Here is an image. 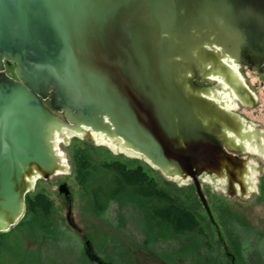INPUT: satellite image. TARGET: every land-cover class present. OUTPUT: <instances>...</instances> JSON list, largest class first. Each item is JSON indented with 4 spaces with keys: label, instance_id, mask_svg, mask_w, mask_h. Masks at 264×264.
<instances>
[{
    "label": "water",
    "instance_id": "1",
    "mask_svg": "<svg viewBox=\"0 0 264 264\" xmlns=\"http://www.w3.org/2000/svg\"><path fill=\"white\" fill-rule=\"evenodd\" d=\"M228 63L264 65V0H0V233L23 218L33 179L52 174L62 130L118 139L191 178L212 222L198 177L225 172L247 189V162L220 144L240 153L250 134L211 97L224 83L254 106Z\"/></svg>",
    "mask_w": 264,
    "mask_h": 264
},
{
    "label": "rangeland",
    "instance_id": "2",
    "mask_svg": "<svg viewBox=\"0 0 264 264\" xmlns=\"http://www.w3.org/2000/svg\"><path fill=\"white\" fill-rule=\"evenodd\" d=\"M238 69L257 97V102L249 107L237 100L238 110L234 111L248 123L249 130L256 126L264 131V72L247 66H238ZM8 70L12 75V69L9 67ZM65 132L62 130L60 133ZM74 134L62 138L53 136L52 141L54 138L56 141L55 146L52 145L56 167L49 178H38L27 193L30 199L43 195L51 202L47 223L52 236L57 238L62 248H66V252L70 250L72 254L80 255L87 264H167L156 255L166 245L160 243L155 250L142 247V237L134 232L132 226L120 227L116 205L105 202L114 175L100 164L116 161L130 170L141 168L160 189L191 206L203 219L202 224L208 226L213 251L216 250L220 257L234 264H243L247 256L255 251L264 261V158L250 152L242 155L255 167H260L263 173L253 169L256 183L252 189L251 174L254 171H249L247 189L241 196L237 190L236 193L226 191L220 183H223L222 178L208 175L197 178L212 216L211 222L191 178L167 177L142 157L116 153L92 142L87 136ZM77 152H84L90 161L89 167L81 172L75 162ZM62 185L68 191L67 196L59 192ZM22 244L27 251L38 252L41 247L39 242L26 239Z\"/></svg>",
    "mask_w": 264,
    "mask_h": 264
},
{
    "label": "trees",
    "instance_id": "3",
    "mask_svg": "<svg viewBox=\"0 0 264 264\" xmlns=\"http://www.w3.org/2000/svg\"><path fill=\"white\" fill-rule=\"evenodd\" d=\"M75 162L80 172L90 165L84 152L76 153ZM100 166L114 175L105 202L116 205L120 227L132 226L142 237V247L154 249L165 244V249L156 255L167 264H234L213 251L208 226L202 224L201 216L160 189L141 168L130 170L116 161ZM50 205L43 195L30 199L26 194L23 219L9 232L0 233V264H87L80 255L66 252L52 236L46 219ZM23 239L39 242L38 252L25 250ZM243 264L264 261L254 251Z\"/></svg>",
    "mask_w": 264,
    "mask_h": 264
},
{
    "label": "bare ground",
    "instance_id": "4",
    "mask_svg": "<svg viewBox=\"0 0 264 264\" xmlns=\"http://www.w3.org/2000/svg\"><path fill=\"white\" fill-rule=\"evenodd\" d=\"M228 64L232 67V69L234 70V73L237 75V77L244 80V78L242 77V75L238 69V66L234 63H228ZM212 77H213L212 79H214V81L219 80L220 82H222L219 78H217L215 76H212ZM221 87H222V89L218 90V92L216 94H211V97H213V99L216 102H218L221 106H223L225 109H227L229 111L238 110V104H237L238 98L235 96V94H233L231 92V90L224 83H223V86H221ZM247 124H244L245 134L243 137H246V136H248V134H250V138H249V141L244 140L243 146H244L246 151L264 158V134L259 135V141L260 142H258L259 144H255L253 142L254 139H253L252 131H250L247 128L248 127ZM65 131H66L65 133H59V132L54 133L55 135L53 134V136H57V138H62L64 136L71 137V136L75 135L74 134L75 132H73V131H67V130H65ZM89 139L92 142H96L98 145L110 148L112 151H114L116 153H126L128 155H136V156L140 157L136 153L131 152L130 150H127L124 147V145L122 144V142L118 139H109V138L102 136L101 134H95V133H91V137L89 136ZM51 143H52V145L55 146V144H56L55 138L53 139V141H51ZM251 175H252V177H251L252 178L251 179V181H252L251 188L254 189V187H255L254 185L256 183L255 171L252 172ZM37 179L38 178L33 179V181H32L33 184L37 181ZM220 183L223 184V186H224V182L222 183V181H220Z\"/></svg>",
    "mask_w": 264,
    "mask_h": 264
},
{
    "label": "flooded vegetation",
    "instance_id": "5",
    "mask_svg": "<svg viewBox=\"0 0 264 264\" xmlns=\"http://www.w3.org/2000/svg\"><path fill=\"white\" fill-rule=\"evenodd\" d=\"M240 66H247L248 68H249V66L248 65H246V64H244V63H241L240 64ZM11 68L12 69V71H13V68H14V65L13 64H11V63H8V62H4V72H5V74H7L9 77H11V78H13V73H12V75H10V73H9V70H8V68ZM257 71H260V72H264V65L263 66H261L259 69H257ZM236 75V74H235ZM237 76V75H236ZM241 82H242V84H244L245 82H246V85L248 86V88L250 89V92L252 93V95L254 96V98H255V104H256V102H257V97L255 96V94L252 92V90H251V88H250V86H249V84H248V82L246 81V80H243V79H240L239 77H237ZM196 82L198 83V84H200L201 85V82L199 81V79L197 78V80H196ZM220 82L219 81H214L213 79H212V83L210 84V87H213V86H215V85H218ZM221 84V83H220ZM223 86V85H222ZM239 101V100H238ZM240 102V101H239ZM241 103V102H240ZM242 104V103H241ZM254 104V105H255ZM243 105V104H242ZM245 106V105H244ZM232 112L233 113H235L240 119H241V121H242V124H243V126H244V124H246V122H245V120L238 114V113H236L234 110H232ZM243 130V129H242ZM244 130H245V128H244ZM250 131H252V135H253V139H254V142H255V144H259L258 142H260L259 141V135L260 134H264V131H262V130H259L256 126H253L251 129H250ZM228 134V136L229 137H232L233 135L232 134H229V133H227ZM233 138V137H232ZM244 138H246V137H244ZM235 139V138H234ZM236 141H238L237 139H236ZM239 142V141H238ZM242 143L244 144V140H242ZM220 149H222V151H224V152H226L227 154H229V155H231L232 157H234L235 159H236V161H245V162H247V164H246V168H245V170H244V172H243V178H242V180L244 181V184H246L247 185V175L249 174V171L250 170H256L257 172H259V173H263V170L259 167H255L254 166V164L250 161V160H248V159H245V158H243L242 157V155H245V154H247L248 153V151H246V150H244V151H242V152H240V153H236L235 151H227L225 148H224V146L222 145V144H220ZM223 174H224V177H222V179L221 180H223V182H224V187L226 188L227 186H228V183H231V185H232V187H231V189L233 188V186H234V188L237 190V191H239L240 189H239V186H238V184L234 181V177H231V179L230 178H228V176L226 175V173L225 172H223ZM211 178H220V177H217V176H215V175H212V177Z\"/></svg>",
    "mask_w": 264,
    "mask_h": 264
}]
</instances>
